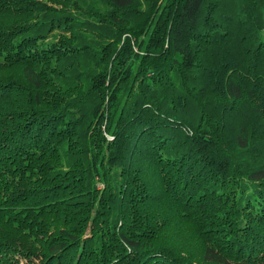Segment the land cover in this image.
<instances>
[{"label":"trees","instance_id":"trees-1","mask_svg":"<svg viewBox=\"0 0 264 264\" xmlns=\"http://www.w3.org/2000/svg\"><path fill=\"white\" fill-rule=\"evenodd\" d=\"M0 264H264V0H0Z\"/></svg>","mask_w":264,"mask_h":264},{"label":"rangeland","instance_id":"rangeland-1","mask_svg":"<svg viewBox=\"0 0 264 264\" xmlns=\"http://www.w3.org/2000/svg\"><path fill=\"white\" fill-rule=\"evenodd\" d=\"M182 217L183 216H174L176 227H178L181 232L177 231L172 233L170 235V240L174 243L169 242L168 245L177 247L180 246L178 244H183L184 246H180L183 250L188 251L192 255L199 256L202 253L204 243L197 238V229L195 225L188 223L187 220Z\"/></svg>","mask_w":264,"mask_h":264}]
</instances>
